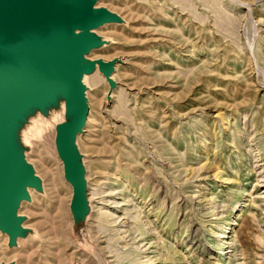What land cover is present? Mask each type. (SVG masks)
Instances as JSON below:
<instances>
[{
    "label": "rangeland",
    "instance_id": "1",
    "mask_svg": "<svg viewBox=\"0 0 264 264\" xmlns=\"http://www.w3.org/2000/svg\"><path fill=\"white\" fill-rule=\"evenodd\" d=\"M92 10L109 20L80 58L112 65L79 75L70 148L77 105L0 77V264H264V0Z\"/></svg>",
    "mask_w": 264,
    "mask_h": 264
},
{
    "label": "water",
    "instance_id": "2",
    "mask_svg": "<svg viewBox=\"0 0 264 264\" xmlns=\"http://www.w3.org/2000/svg\"><path fill=\"white\" fill-rule=\"evenodd\" d=\"M79 0H0V52L15 58L25 68L24 57H29L32 70L39 72L45 59L47 78L63 95L77 105V114L69 124H63L58 131V144L62 149L71 147L72 139L86 120L88 106L79 87L77 68L83 64L82 73L93 70L94 64L105 69L111 62L94 61L86 63L74 53L72 25L87 30L95 21L86 20L79 14ZM55 17L61 22L62 33L55 24ZM0 190L3 186H15V171L0 155Z\"/></svg>",
    "mask_w": 264,
    "mask_h": 264
},
{
    "label": "bare ground",
    "instance_id": "3",
    "mask_svg": "<svg viewBox=\"0 0 264 264\" xmlns=\"http://www.w3.org/2000/svg\"><path fill=\"white\" fill-rule=\"evenodd\" d=\"M80 1V4L77 5V9L79 11V14L83 15L85 17L86 20H90V19H93L95 21V24L85 30L81 27H79L77 24H73L72 25V28H71V31H72V34H73V42H74V53H75V56L77 58H80V56L86 52L88 49L87 48H90L91 47V43L93 42V38L90 36L91 35V30L95 29L96 27L98 26H101V24H103L104 22L108 21L109 20V16L103 12V11H100V10H92L93 9V5H94V2L95 0H79ZM55 24L57 26V29L59 31V33H62V27H61V22L59 21V19L57 17H55ZM24 65H25V68H22V69H30L32 68V62L30 60L29 57H24ZM84 60V59H83ZM49 60L48 59H45L43 64L41 65L40 67V71L38 72L39 74H43L42 76L44 77V79L47 81V83L52 87V89H56L55 87H53V84L51 83V81L47 78V75L45 73V65L47 64ZM86 63H89V61L85 60ZM104 63H108V62H104ZM83 67V64H79L78 65V72L81 74V69ZM94 67L95 68H99L102 70L101 72H104V69L103 67H100L99 65L97 64H94ZM17 69H20V66L18 65V62L15 58H11L9 57V55L6 53V52H0V77L6 73V72H10L11 70H14V71H17ZM83 75V74H82ZM110 75V74H109ZM104 76V75H103ZM107 78V77H106ZM35 79V78H34ZM44 80V81H45ZM107 81V80H106ZM40 83V82H39ZM43 84V82H41ZM39 84H37L38 86ZM45 85H47L45 83ZM43 87V85H41ZM40 87V85L38 86ZM43 90V88H41ZM38 90V89H36ZM39 91V90H38ZM50 91V90H49ZM81 91V90H80ZM46 92V91H45ZM59 92V91H58ZM82 95H83V92L81 91ZM47 94V93H46ZM63 95V94H62ZM64 96V95H63ZM84 96V95H83ZM52 97V96H51ZM65 97V96H64ZM48 98V97H47ZM85 98V97H84ZM64 99V98H63ZM86 101V99H85ZM66 103V102H65ZM71 103V101H70ZM67 104V103H66ZM87 104V102H86ZM72 105H70L71 107ZM72 110V108H71ZM74 112V111H73ZM75 114V113H74ZM77 114V113H76ZM75 116V115H74ZM73 117V116H72ZM73 119V118H72ZM72 119H69V120H72ZM87 119V117H86ZM66 123V122H65ZM60 125V124H59ZM57 125V126H59ZM81 126V125H80ZM57 128V127H56ZM56 137V136H55ZM56 139V138H55ZM75 140V139H74ZM5 149H6V146H0V151L4 152V154H2L3 156L5 155L7 157V154H5ZM7 150V149H6ZM1 154V153H0ZM18 160V159H17ZM79 164V163H78ZM2 178V174L0 172V179ZM18 203V201H17ZM16 205V204H15Z\"/></svg>",
    "mask_w": 264,
    "mask_h": 264
}]
</instances>
